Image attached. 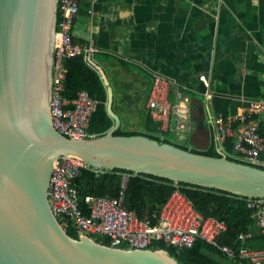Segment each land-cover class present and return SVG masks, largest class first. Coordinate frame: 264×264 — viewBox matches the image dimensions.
I'll list each match as a JSON object with an SVG mask.
<instances>
[{
	"label": "water",
	"instance_id": "95a60500",
	"mask_svg": "<svg viewBox=\"0 0 264 264\" xmlns=\"http://www.w3.org/2000/svg\"><path fill=\"white\" fill-rule=\"evenodd\" d=\"M59 0H0V264H182L165 248L126 249L75 237L52 211L48 187L60 155L98 170L125 168L247 196H264V167L184 148L144 133L116 134L121 117L106 71L115 124L68 137L50 112Z\"/></svg>",
	"mask_w": 264,
	"mask_h": 264
},
{
	"label": "crops",
	"instance_id": "0c3cea01",
	"mask_svg": "<svg viewBox=\"0 0 264 264\" xmlns=\"http://www.w3.org/2000/svg\"><path fill=\"white\" fill-rule=\"evenodd\" d=\"M73 34L101 48L93 58L110 79L124 129L138 122L145 130L155 72L175 79L189 97L190 128L161 134L179 135L190 149H223L214 97L230 100L229 115L264 101V0H82ZM254 120L264 121V111ZM247 244L264 248L253 238Z\"/></svg>",
	"mask_w": 264,
	"mask_h": 264
},
{
	"label": "built area",
	"instance_id": "2783aa9c",
	"mask_svg": "<svg viewBox=\"0 0 264 264\" xmlns=\"http://www.w3.org/2000/svg\"><path fill=\"white\" fill-rule=\"evenodd\" d=\"M81 2L59 0L50 112L53 125L59 132L68 137L87 138L95 135L88 128L99 100L87 89L80 90L74 99L64 94L68 70L66 59L83 54L92 64L91 60L101 49L94 39L79 41L74 37L73 27ZM201 79L209 86L206 74H201ZM151 83L147 102L151 117L160 123L162 131H187L192 109L184 88L175 79L158 72L153 73ZM205 93L209 98L213 97L212 91L206 90ZM260 111H264V101L253 100L245 113L226 116L220 112L214 117L217 139L223 142L229 136H235V149L253 163H261L260 155L264 152V136L253 118ZM237 121L241 125H236ZM85 167L89 165L81 156L63 154L53 168L48 199L52 211L66 230L73 226L79 236L106 235L110 239L109 245L126 249H150L156 240L183 249L203 238L230 258L245 260L249 264H264V248L247 244L255 229L241 231L236 238L237 245L220 242L221 234L228 228L227 222L196 209L179 188L174 189L161 206L156 223L139 217L126 205V184H123L119 195L88 194L83 205L74 179ZM247 204L254 209L256 229L264 232V196L249 197Z\"/></svg>",
	"mask_w": 264,
	"mask_h": 264
},
{
	"label": "trees",
	"instance_id": "16d2710c",
	"mask_svg": "<svg viewBox=\"0 0 264 264\" xmlns=\"http://www.w3.org/2000/svg\"><path fill=\"white\" fill-rule=\"evenodd\" d=\"M67 75L65 80L64 94L74 99L82 89L89 90L90 94L99 100L98 107L93 113L89 132L92 134L106 133L114 124L115 119L108 110V89L100 71L91 64L83 54L69 56L66 59ZM214 105L217 113L222 112L229 115L230 100L214 97ZM256 113L253 115L255 118ZM240 122L237 121L236 125ZM258 130L264 136V121L258 124ZM160 123L154 121L151 115L147 116L145 130H126L120 126L116 134H136L144 133L152 137L179 144L169 137L161 134ZM236 137L231 135L223 141V149H218L215 145L207 149H197L194 151L220 156L223 150L227 156L233 160L251 163L264 167L263 163H253L242 157L241 153L235 149ZM264 152L260 157L263 158ZM128 173L129 177L126 186L125 203L133 209L139 217L152 223L158 221L160 208L168 199L174 189L179 188L194 204L195 208L206 215H214L225 220L228 228L220 236V242L237 245L238 234L250 228L255 229L253 239L264 242V232L256 229V219L253 216L254 209L248 206L247 196L237 195L223 189L206 187L190 182H175L172 179L156 176L149 173H136L125 168H113L111 170H98L91 166L83 168L80 175L74 179V183L79 189L81 203L85 205V197L88 194L99 195H119L123 186V174ZM67 232L75 237L79 233L75 227H70ZM98 241L110 244V239L106 235L93 234ZM251 239V238H250ZM151 249L165 248L169 250L182 264H247L240 259H233L221 251L218 247L209 243L203 238H198L191 247L179 249L162 240H156L150 246Z\"/></svg>",
	"mask_w": 264,
	"mask_h": 264
},
{
	"label": "rangeland",
	"instance_id": "374dc122",
	"mask_svg": "<svg viewBox=\"0 0 264 264\" xmlns=\"http://www.w3.org/2000/svg\"><path fill=\"white\" fill-rule=\"evenodd\" d=\"M137 123H138V122H137ZM137 123H135L134 126H132V125H130V126L126 125V126H124V127H125V129H129V130H132V129H134V130H142V129H143V128H142V125H138ZM165 136L171 138L172 140H174V141H176V142H182V143H185V141L180 140V138L178 137L179 135H175L173 132H172V133H171V132H167V133L165 134ZM90 237H91V236H90ZM93 238H94V237H93Z\"/></svg>",
	"mask_w": 264,
	"mask_h": 264
}]
</instances>
